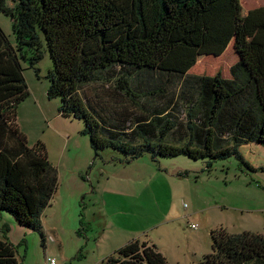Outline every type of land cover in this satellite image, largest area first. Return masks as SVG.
Segmentation results:
<instances>
[{"label": "trees", "instance_id": "16d2710c", "mask_svg": "<svg viewBox=\"0 0 264 264\" xmlns=\"http://www.w3.org/2000/svg\"><path fill=\"white\" fill-rule=\"evenodd\" d=\"M222 3L234 50L226 75L163 70L175 47L197 48L186 28ZM129 8L135 32L116 0H0L14 38L0 27V213L37 231L42 243L41 215L56 191L57 168L16 124L29 95L22 61L34 68L49 53L48 95L60 99L62 116L83 122L95 153L185 156L209 166L240 157L241 145L264 144V43L245 41L241 1L130 0ZM0 264H18L1 238ZM105 264L169 263L154 244L131 240ZM197 264H264V237L213 230L211 252Z\"/></svg>", "mask_w": 264, "mask_h": 264}, {"label": "rangeland", "instance_id": "374dc122", "mask_svg": "<svg viewBox=\"0 0 264 264\" xmlns=\"http://www.w3.org/2000/svg\"><path fill=\"white\" fill-rule=\"evenodd\" d=\"M129 1L116 0V5L130 13L127 20L135 32ZM240 1L245 41L264 43V0ZM0 27L13 43L11 20L2 13ZM186 30L195 32L197 48L175 47L163 70L226 75L234 50L224 4ZM248 33L260 37L250 40ZM182 35L176 33L173 40ZM21 65L29 95L17 107L16 124L28 146L44 145L57 168V188L41 215L43 243L37 231L0 213V238L13 245L18 264H46L47 257L55 264H105L107 256L131 240L154 244L169 264H197L211 252L213 230L264 237V144L241 145L240 157L209 166L185 156L129 158L109 149L95 153L82 133L83 122L62 116L60 99L48 95L49 53L34 68Z\"/></svg>", "mask_w": 264, "mask_h": 264}, {"label": "built area", "instance_id": "2783aa9c", "mask_svg": "<svg viewBox=\"0 0 264 264\" xmlns=\"http://www.w3.org/2000/svg\"><path fill=\"white\" fill-rule=\"evenodd\" d=\"M192 229H196L197 228V226L195 225V224H191V226H190ZM56 263V261H55V259L54 258H52V257H47L46 258V264H55Z\"/></svg>", "mask_w": 264, "mask_h": 264}, {"label": "bare ground", "instance_id": "6f19581e", "mask_svg": "<svg viewBox=\"0 0 264 264\" xmlns=\"http://www.w3.org/2000/svg\"><path fill=\"white\" fill-rule=\"evenodd\" d=\"M260 37V34H249L247 35V38L250 40L257 39Z\"/></svg>", "mask_w": 264, "mask_h": 264}]
</instances>
